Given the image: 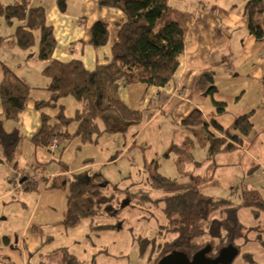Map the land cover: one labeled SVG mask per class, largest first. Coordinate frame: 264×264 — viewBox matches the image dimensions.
Listing matches in <instances>:
<instances>
[{
    "label": "trees",
    "instance_id": "16d2710c",
    "mask_svg": "<svg viewBox=\"0 0 264 264\" xmlns=\"http://www.w3.org/2000/svg\"><path fill=\"white\" fill-rule=\"evenodd\" d=\"M34 1L14 0L7 4L0 1V18L8 26L15 25L14 34L0 37V49L9 41L22 51L29 52L36 44V34L40 37L37 60L46 64L42 74L48 80L45 90L50 93V98L35 102L36 109L42 112V124L31 139L33 146L51 150L50 146L57 141L58 150L64 151L76 137L81 138L82 144H95L105 132L100 122H108L110 114L115 115L124 126L140 124L149 119L152 114L146 116L143 110L131 109L120 100L117 89L120 85L138 83L148 87H165L177 72L186 47V35L169 0H100L104 6L121 10L125 19L117 24L111 57L107 62L98 64L93 71L87 70L81 60L64 63L53 58L57 46L54 29L47 23L45 8L33 4ZM56 3L61 11H65L67 0H56ZM243 17L249 34L257 40H264V0H248ZM90 33V44L95 48L108 44L110 31L106 23L94 22ZM215 82L214 70H205L197 78L193 92L198 96H210L216 114L221 116L227 113L228 108L226 102L217 99L219 90ZM30 92L31 88L17 77L0 85L3 106L0 144L10 161L14 158L20 136L7 133L4 120H19L30 99ZM69 97L78 103L73 118L65 115L63 107L54 117L45 112ZM253 114L254 111H251L236 118L231 128L235 133L224 130L217 121L206 123L198 109L189 114L182 124L191 130L192 135L180 145L172 144L164 152L165 158L174 157L179 177L188 178V182H180L179 177L165 176L159 171V161L149 163L144 155L135 177L137 181L126 189L121 188L120 184L111 185L100 173L90 176L87 171H81L70 175L67 178L64 224L75 227L84 219L94 220L104 211L111 214L116 211L114 202L122 196L127 198L125 204L129 206L159 210L165 221L159 227L164 228L167 235L173 236L155 247L153 252L159 250L155 264L172 251L184 252L192 257L207 246H210L209 255L212 257L229 245L238 248L239 256L241 241H248L255 231L264 232L263 196L257 189H246L241 204H234L227 199L206 195L202 192V186L210 178L192 174L184 167L194 161L193 151L198 141L203 147L207 146L209 158L233 153L241 148L254 132ZM74 122L78 123V128L74 134H70L68 128ZM111 123L113 126L110 130H120L121 125L118 126L115 121ZM130 167L131 171L136 168L131 158ZM142 184L150 189L139 188ZM23 186L38 191V182L34 177L26 178ZM110 188L113 192L107 194ZM244 208L253 213L260 223L258 227H247L240 221L239 213ZM119 211L120 208L116 214ZM117 227L119 223L97 226L101 229ZM162 232L159 231V234ZM3 240L8 239L5 237ZM63 251L64 264H81L76 256Z\"/></svg>",
    "mask_w": 264,
    "mask_h": 264
},
{
    "label": "crops",
    "instance_id": "0c3cea01",
    "mask_svg": "<svg viewBox=\"0 0 264 264\" xmlns=\"http://www.w3.org/2000/svg\"><path fill=\"white\" fill-rule=\"evenodd\" d=\"M0 1L7 4L4 0ZM35 1V5L45 8L47 23L54 29L57 41L53 54L55 60L64 63L81 60L87 70L93 71L98 64L107 62L111 57L117 24L125 19L121 10L104 6L100 0H67L65 11L60 10L56 0ZM247 1L169 0L186 35V47L177 72L165 87H148L138 83L120 85L117 89V97L131 109L143 110L146 116H152L140 126H124L115 115L110 114L108 122H100L105 133L97 143L82 144L81 138L76 137L64 151L36 148L31 142L42 124V112L36 109L35 102L50 98V93L45 90L48 80L42 74L46 64L37 60V55L27 54L9 41L2 46L0 85L17 77L31 88V92L18 121L3 119L5 131L16 133L20 138L12 161L8 160L0 144V264H64L63 250L77 257L70 245H81L83 239L71 233H76L86 220L75 227L64 224L67 178L70 175L81 171H87L90 176L100 173L111 185H119L130 181L129 155L133 147L143 149L147 162L160 161L168 147L180 145L192 135L182 123L193 110H200L206 123L217 121L231 133H235L231 128L237 117L251 111L256 114L255 109L248 107L240 109L241 113H232L228 109L226 114L219 116L210 96H198L193 92L197 78L205 70H214L219 90L216 97L227 105L229 102L225 96L228 88L224 83L230 86V81L236 78L238 82L232 84V93L229 92L233 97L238 96L241 100L248 90L256 87H263L264 92V40H257L248 32L243 17ZM69 5H72L70 9ZM96 21L106 23L110 31L108 44L101 48L90 44V29ZM7 31L10 32L6 34ZM14 32L0 22V37L11 36ZM60 107L64 108L67 117L73 118L78 103L71 97L64 98L55 108H47L45 112L53 117ZM2 113L0 98V117ZM113 121L121 125L120 130H110ZM77 128L78 123L74 122L68 131L74 134ZM165 129L168 144L164 143ZM176 130L182 138L180 143H176L173 137ZM106 133L116 135L111 148L99 146ZM252 135L242 147L252 141ZM165 159L175 161L174 157ZM132 162L134 159L131 158ZM13 171L20 172L24 180L34 177L38 182V191L28 190L23 185L18 187L11 182L9 175ZM188 172L194 174L193 171ZM93 224L94 220H90L88 227L92 229ZM86 236L85 233L83 238ZM5 237L7 241L3 240ZM57 260L60 263H54Z\"/></svg>",
    "mask_w": 264,
    "mask_h": 264
},
{
    "label": "rangeland",
    "instance_id": "374dc122",
    "mask_svg": "<svg viewBox=\"0 0 264 264\" xmlns=\"http://www.w3.org/2000/svg\"><path fill=\"white\" fill-rule=\"evenodd\" d=\"M4 1L12 3L14 0ZM33 4H36V1ZM71 6L69 5V9ZM72 8L75 9L74 7ZM0 22L3 23L5 28L10 27L12 31L15 30V25L8 27L2 18H0ZM9 32L7 31L6 34ZM39 41L40 37L37 33L36 44L31 51L26 53L32 56L37 55L39 52ZM233 73L234 76L237 75L236 72L233 71ZM239 81L241 82V80ZM230 82L235 84L238 79L236 78ZM232 84L229 86V84L224 83V86L226 85V88H228L225 98L229 102L227 105L229 111L239 113L240 109L248 107L257 111L252 116L255 128L252 141L233 153H222L214 158L208 157L207 146L203 147L201 142L198 141L193 151L194 161L186 164L184 170L193 171L194 174L210 178L202 186L204 194L219 199H227L234 204H241L243 192L246 189H257L264 198V92L263 87H256L248 90L240 100L238 96L233 97L230 94L232 93L230 88L233 87ZM134 125L140 126V124ZM166 131L167 129L164 130V143L168 144V133ZM114 136L116 135L104 134L103 138L100 139L99 146L105 145V147L111 148V145L116 140ZM117 137L120 138V135H117ZM173 137H175L176 143H180L182 138L178 130L174 132ZM143 153L139 146H135L131 151L129 157L134 159L136 168L132 169V179L130 181L120 183L121 188L126 189L137 181L135 177L139 172L138 168L142 166ZM163 156L164 154L160 157L161 167L159 171L170 178L179 177L180 173L175 161L173 159L167 160ZM178 179L180 182L189 181L188 178L179 177ZM139 188L150 189L148 185L143 184ZM112 192V188L106 191L107 194ZM125 199L127 198L120 196L116 203L114 202L115 212L109 214L104 211L101 215L94 217L92 229L88 227V222L91 219H85L86 221L81 228L76 233H71L83 239L81 240V245H75L74 243L70 245L74 254L80 258L81 264H155V260L159 255V250L153 252L155 247L159 243L161 244L165 240L173 238L172 235H167L164 228L159 227L165 222L159 210L151 207L145 209L132 207L127 203V205L125 204ZM119 208L120 211L116 214ZM239 218L247 227H258L260 225L255 220L253 213L247 208L241 209ZM118 223L119 227L117 228H97V226L102 224L117 225ZM262 223H264V216L262 217ZM159 231H163L162 234H159ZM85 233L87 236L84 239L83 235ZM61 238L63 239L65 236H61ZM19 241L18 236L17 243ZM240 244H242L241 254L235 258L232 264H264V232L255 231L251 234L248 241H241ZM46 249H49V247L46 246ZM54 263H60V261L57 260Z\"/></svg>",
    "mask_w": 264,
    "mask_h": 264
},
{
    "label": "water",
    "instance_id": "95a60500",
    "mask_svg": "<svg viewBox=\"0 0 264 264\" xmlns=\"http://www.w3.org/2000/svg\"><path fill=\"white\" fill-rule=\"evenodd\" d=\"M210 251V246H207L191 257L175 250L161 258L157 264H232L239 254L238 248L233 245L222 248L215 257L209 255Z\"/></svg>",
    "mask_w": 264,
    "mask_h": 264
},
{
    "label": "built area",
    "instance_id": "2783aa9c",
    "mask_svg": "<svg viewBox=\"0 0 264 264\" xmlns=\"http://www.w3.org/2000/svg\"><path fill=\"white\" fill-rule=\"evenodd\" d=\"M50 149L55 151L58 149V143L55 141L51 146ZM9 180L15 183L18 187H21L24 182V176L20 172L13 171L9 175Z\"/></svg>",
    "mask_w": 264,
    "mask_h": 264
}]
</instances>
